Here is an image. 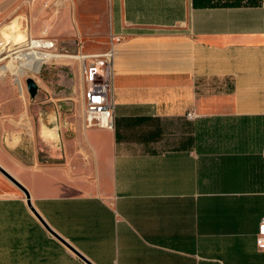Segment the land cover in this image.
<instances>
[{"label": "crops", "instance_id": "obj_1", "mask_svg": "<svg viewBox=\"0 0 264 264\" xmlns=\"http://www.w3.org/2000/svg\"><path fill=\"white\" fill-rule=\"evenodd\" d=\"M108 11L113 127L88 128L73 151L61 103H0V164L93 264H264L262 0H108ZM7 181L0 264H88Z\"/></svg>", "mask_w": 264, "mask_h": 264}, {"label": "rangeland", "instance_id": "obj_2", "mask_svg": "<svg viewBox=\"0 0 264 264\" xmlns=\"http://www.w3.org/2000/svg\"><path fill=\"white\" fill-rule=\"evenodd\" d=\"M23 34L52 41L54 45L49 49L62 54L84 56L101 53L108 49L110 43L108 0H0V42L3 43L0 48V103H61V142L63 147L76 151L79 146H85L88 129L84 124L81 73L85 57L52 58L43 62L37 72L27 69L22 81L16 82L11 71L4 69V64L23 52L20 46L27 41L22 38ZM28 77L34 78L38 84L34 97L26 87ZM35 144L40 156L44 157L42 159L46 160L50 153L49 145L38 137Z\"/></svg>", "mask_w": 264, "mask_h": 264}, {"label": "built area", "instance_id": "obj_3", "mask_svg": "<svg viewBox=\"0 0 264 264\" xmlns=\"http://www.w3.org/2000/svg\"><path fill=\"white\" fill-rule=\"evenodd\" d=\"M262 5L264 6V0H262ZM119 40L118 36H111L107 50L98 54L85 55L82 73L84 78V124L87 128L113 127V44ZM49 44L50 46L54 45L52 41H49ZM2 45L3 43L0 42V48L3 47ZM86 58L88 59L86 60ZM188 115L193 116L192 113H188ZM256 241L258 248L264 250V209Z\"/></svg>", "mask_w": 264, "mask_h": 264}, {"label": "bare ground", "instance_id": "obj_4", "mask_svg": "<svg viewBox=\"0 0 264 264\" xmlns=\"http://www.w3.org/2000/svg\"><path fill=\"white\" fill-rule=\"evenodd\" d=\"M28 35L23 34L22 38H25L27 41L24 42L20 47V50L23 52L18 53L13 57L14 60H11L9 63L4 64V69L10 70L11 73L15 76L16 82H21L23 77L26 74L27 69H31L37 72L40 69V66L43 62L53 58L64 56L67 54H62L56 51L49 49L51 46L49 41H44L40 39H36L34 37H30ZM16 40V39H15ZM19 39L17 38L16 42ZM25 50H29L24 52ZM67 56H77L78 59H83L85 57L82 55H67ZM83 61V60H82ZM15 62H17L15 64ZM2 67V66H1ZM3 68V67H2Z\"/></svg>", "mask_w": 264, "mask_h": 264}, {"label": "water", "instance_id": "obj_5", "mask_svg": "<svg viewBox=\"0 0 264 264\" xmlns=\"http://www.w3.org/2000/svg\"><path fill=\"white\" fill-rule=\"evenodd\" d=\"M26 87L31 97H34L38 91V84L35 79L32 77H28L26 79ZM0 173L5 176L9 181H11L15 186H17L20 190H22L26 196L27 203L30 209L34 212V214L38 217V219L42 222V224L46 227V229L54 235L57 239H59L65 246H67L70 250H72L77 256H79L83 261L88 264H93L85 255H83L76 247H74L70 242H68L65 238H63L60 234H58L40 215V213L36 210L31 202V196L29 190L6 168H4L0 164Z\"/></svg>", "mask_w": 264, "mask_h": 264}]
</instances>
